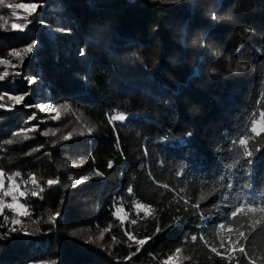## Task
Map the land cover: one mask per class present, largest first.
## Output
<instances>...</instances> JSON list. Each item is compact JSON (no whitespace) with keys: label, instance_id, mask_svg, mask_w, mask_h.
<instances>
[{"label":"trees","instance_id":"16d2710c","mask_svg":"<svg viewBox=\"0 0 264 264\" xmlns=\"http://www.w3.org/2000/svg\"><path fill=\"white\" fill-rule=\"evenodd\" d=\"M43 2L45 6L38 9L39 15L25 32L12 31L10 25L17 21L11 9H0V15L8 20V30L0 29V58L32 39L39 42L21 68L8 69L10 74L19 71L21 76L10 75L0 82V93L27 92L26 104H68L70 111L52 120L34 107L0 109V142L21 128L39 125L29 140L0 144L6 149L0 151V168L6 173L20 171L23 179L35 173L45 187L42 199L28 197L32 219H47L56 210L61 216L55 226L41 222L34 235L13 233L0 239V264L51 260L56 264H158L150 252L163 259L181 245L186 234H210L230 211L225 205L235 203L237 197L264 193L262 147L250 166L239 167L233 174L231 193H217L202 205L204 219L170 210L182 217L173 224L165 212L161 224L171 226L131 260L124 257L135 248L111 239L113 235L119 241L127 239L111 215L115 198L123 197L128 211L133 199L154 206L157 201L164 204L159 195L163 190H153L149 172L177 188L187 185L188 193L195 197L201 184L235 155L228 151L230 142L243 134L258 94L264 91V0ZM213 13L217 20L212 19ZM59 28L71 31L63 34ZM80 49H84V56H80ZM193 69L198 75L193 76ZM3 70L0 66V73ZM25 76L35 77L34 84L28 85ZM114 110L129 114L128 121L118 124L115 131L106 115ZM33 113L37 119L28 123ZM82 125L95 130L90 135L74 134L70 140L61 138ZM49 129L59 131L55 136H43ZM37 148L39 151H33ZM109 161L112 168L107 166ZM94 170L104 175L95 176ZM178 170L185 176L176 178ZM83 176L92 178L73 186ZM56 178L60 184L47 187L46 180ZM245 182L252 188H243ZM129 185L131 195L127 193ZM6 200L10 202V198ZM214 203L219 212L212 207ZM5 212L11 215L9 210ZM23 219L31 231V222ZM109 225L112 231L100 246L86 242L87 236H97ZM130 230L150 235L154 223L140 221ZM73 231L80 234L73 236ZM186 248V254H194L195 264H214L201 242L189 243Z\"/></svg>","mask_w":264,"mask_h":264},{"label":"snow or ice","instance_id":"6c2138e0","mask_svg":"<svg viewBox=\"0 0 264 264\" xmlns=\"http://www.w3.org/2000/svg\"><path fill=\"white\" fill-rule=\"evenodd\" d=\"M43 0L39 2L30 3H8L6 0H0V9H11V16L15 18L17 22H13L10 25L12 31L25 32L29 25L36 20L39 15L38 9L43 8ZM23 10L22 15H18V10ZM31 18V19H30ZM212 19L217 20L215 13L212 14ZM23 21V22H19ZM0 29L5 31L8 30V20L4 15H0ZM39 23L44 21L39 20ZM63 34L70 33V28H59ZM38 40L32 39L24 46L19 48L10 49L6 58H0V66H4V70L0 73V82H4L10 75L20 77L19 71H14L10 74L8 71L11 69L21 68L25 60L34 54L35 49L38 47ZM80 56L85 55L84 49H80ZM16 61V63H14ZM193 76L198 75L196 69L192 70ZM27 81L28 85H33L35 77H23ZM30 93L10 94L7 91L0 93V109L5 111H13L16 106L23 105L26 108L34 107L39 112L49 114L52 120H58L62 112H69L70 106L68 104L63 105H29L25 103L26 97ZM264 103V91L258 94L256 100V107L249 113V118L245 122V130L242 135L237 139H233L230 142L228 148L229 152H235L231 161H226L222 166L219 173L215 174L210 180H205L199 188V192L195 197L188 193L187 185L183 187L172 186L168 182H161L149 172L148 179L155 185L156 189H162L159 195L164 198V204L159 201L156 202V206L153 203H145L133 199L131 203V211L126 210L123 197L114 199L113 210L111 215L117 221L119 226L123 228V235L127 237L124 241L117 240V237L113 235L111 237L113 243H124L129 248H135L128 256L124 257L125 260H131L133 257L141 253L145 249V246L160 232L170 227L169 224H161V215L165 212L171 216L172 223H178L182 221V217L178 215H172L170 210L175 212L184 211L191 215L197 216L199 219H204L205 209L202 207L211 197L217 193L229 192L231 193L234 189L232 181L233 174L238 170L239 167L244 165L250 166L252 164V158L259 153L264 147V107L260 105ZM54 114V115H53ZM107 123L112 126L113 131L116 130L118 124H124L129 119V114L121 111H112L106 114ZM37 119V115L33 113L28 117V123ZM39 130V125H32L31 127L21 128L11 134L12 138L3 140L0 142L2 145H13L17 142L26 141L32 137L30 133ZM94 128L82 125L79 130L73 129L61 138L63 140H70L74 134L83 136L85 134H92ZM59 129H49L43 131L42 135L55 136ZM188 136L191 133L187 134ZM164 139H167L165 137ZM120 144V137L117 134L116 147ZM42 147V146H41ZM6 149L0 147V151ZM33 151H39V148ZM31 153H26L30 155ZM123 155V153H121ZM147 155V150H145ZM243 162V164H242ZM163 164V162H161ZM108 168L113 167L112 161L108 162ZM95 176H103L104 174L99 170H94ZM176 178L185 176L183 170H178L174 173ZM18 178H21L18 182ZM91 176H83L74 182L73 186L79 185L89 179ZM6 181L7 187L5 186ZM47 187L60 184V179H47ZM23 185V187H22ZM29 185L31 187H29ZM243 188L251 189L252 185L245 182L242 185ZM45 187L41 184V181L37 178L35 173H29L27 179L22 178L20 171H14L6 173L3 168H0V217H3V222H0V229H4L0 232V239H8L13 233H23L25 235H34L40 231L39 224L41 222L55 226L58 223V218L61 216V212L56 210L47 215V219L40 217L39 219H32L33 210L31 204L27 202L28 197L43 198ZM129 195L133 194V188L131 185L127 188ZM170 193L171 197L168 198L166 194ZM10 198V202L6 200ZM22 198L24 202H22ZM166 204V206H165ZM175 206V207H174ZM230 208L227 216L216 224L215 228L209 234L207 231L200 232L199 235L186 234L181 245L176 247L173 251L164 255L163 259H158L160 254L149 253V256L153 260H157L158 264H185V262L193 261L194 254H186L187 244H195L197 241L201 242L203 247L207 249L209 255L208 259L213 261L214 264H264V193L252 196L249 194L245 198H236L235 203H229L225 205ZM212 207L219 212V205L213 204ZM9 210L11 215L6 214L5 210ZM135 217V218H133ZM27 218L31 225V231H29V225L25 223ZM151 220L154 223V231L150 235L140 236L138 233H134L130 230L131 226H135L140 221ZM127 225V226H126ZM51 228L49 229V231ZM112 231V226L109 225L99 231L97 236H87L86 242L96 243L100 246L99 242L103 241L105 235ZM73 236H77L80 233L73 231ZM36 264H56V261H40Z\"/></svg>","mask_w":264,"mask_h":264},{"label":"rangeland","instance_id":"374dc122","mask_svg":"<svg viewBox=\"0 0 264 264\" xmlns=\"http://www.w3.org/2000/svg\"><path fill=\"white\" fill-rule=\"evenodd\" d=\"M23 14V10H18V15H22Z\"/></svg>","mask_w":264,"mask_h":264}]
</instances>
